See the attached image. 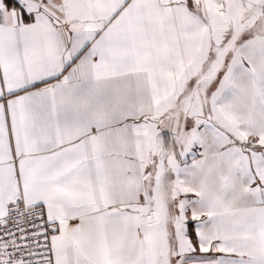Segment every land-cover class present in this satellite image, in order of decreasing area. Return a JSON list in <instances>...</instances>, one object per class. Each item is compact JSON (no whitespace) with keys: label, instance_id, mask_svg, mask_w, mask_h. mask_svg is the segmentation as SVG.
I'll list each match as a JSON object with an SVG mask.
<instances>
[{"label":"snow or ice","instance_id":"snow-or-ice-1","mask_svg":"<svg viewBox=\"0 0 264 264\" xmlns=\"http://www.w3.org/2000/svg\"><path fill=\"white\" fill-rule=\"evenodd\" d=\"M0 264H264V0H0Z\"/></svg>","mask_w":264,"mask_h":264}]
</instances>
